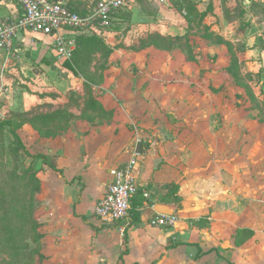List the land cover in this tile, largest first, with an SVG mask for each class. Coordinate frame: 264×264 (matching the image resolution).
<instances>
[{
    "label": "crops",
    "instance_id": "obj_1",
    "mask_svg": "<svg viewBox=\"0 0 264 264\" xmlns=\"http://www.w3.org/2000/svg\"><path fill=\"white\" fill-rule=\"evenodd\" d=\"M96 1L67 0L82 14ZM219 4L131 0L100 38L109 54L96 55L103 76L87 86L88 106L79 100L67 127L57 119L24 127L57 168L41 164L38 253L28 264H264V121L251 101L227 99L242 77L232 66L239 53L227 46L249 43V36L234 31L237 21ZM21 15L17 3L0 0V20ZM46 44L42 35L22 34L16 57L56 58ZM40 103L57 110L69 102ZM135 155L140 191L130 221L103 225L95 205L111 172ZM158 204L174 210V227L149 225Z\"/></svg>",
    "mask_w": 264,
    "mask_h": 264
},
{
    "label": "rangeland",
    "instance_id": "obj_2",
    "mask_svg": "<svg viewBox=\"0 0 264 264\" xmlns=\"http://www.w3.org/2000/svg\"><path fill=\"white\" fill-rule=\"evenodd\" d=\"M218 8H222V15L237 21L235 32L249 36V43H243L242 41L227 46L232 50L237 49L239 58H232V66L235 64L234 68L239 69V72L236 73L242 75L238 80V90L235 88L238 93H235V90L227 91V93L229 92L227 99L239 103L244 102V100L251 101L254 113L258 114L261 121H264V0H220ZM193 15L196 20L200 18L205 20L204 16L198 13H193ZM213 26L212 24L211 27H208V25L204 27L210 30ZM247 50L251 52L246 56L245 52ZM29 57H31V60H29ZM38 60L37 54L31 56L30 53L25 62L21 63L16 56L0 51V122L14 124L17 133L21 134L19 136L22 141L28 146L27 148L25 145L26 148L32 150H29L30 155H28L20 147L10 125L0 127V188L10 198H22L25 195L22 189V195L12 191L13 183L19 185V182L10 177L11 173L23 174L29 181L33 174L37 176L38 186L35 189L32 186V192L28 191V193H31V196L29 193V198L32 201L31 209L36 227H38L36 214L42 207V198L45 195L44 185L38 178L42 165L35 157L39 154L37 149L29 143V136L27 133H23V129L26 126H34L36 120L49 124L57 119L61 120L63 123L61 125L69 126L72 116L75 115L76 108H74V105L78 104L79 100H85L84 104L88 106L90 100H93L91 89L87 88L90 85L86 79V76L92 77V74L95 73V71H92V64L96 63L95 80L100 82L103 76L102 66L98 64L96 56L93 57L89 66L83 63L85 59H81L85 68L84 73L78 76L64 67L63 61L61 62L57 58L52 57L50 61L42 63L41 61L38 63ZM247 63L249 69L241 73L240 68H247ZM237 65L238 68H236ZM230 83H232L231 77L230 79H224L221 84L224 88L225 86L229 88ZM40 100H67L69 103H58L59 108L55 110L54 105L42 104ZM52 127L53 130H50V132L55 130L54 125ZM50 132L47 131L46 133L49 134ZM26 196L28 197L27 194ZM37 236V233L35 235L33 233V236L28 237L29 256L23 264L32 262L38 253Z\"/></svg>",
    "mask_w": 264,
    "mask_h": 264
},
{
    "label": "built area",
    "instance_id": "obj_3",
    "mask_svg": "<svg viewBox=\"0 0 264 264\" xmlns=\"http://www.w3.org/2000/svg\"><path fill=\"white\" fill-rule=\"evenodd\" d=\"M22 11L19 18L0 20V51L20 56L18 40L22 34L42 35L46 40L44 48L59 61L72 58L79 36L103 38L113 28L120 12L130 8L131 0H97L82 14L74 11L67 0H10ZM50 40V41H48ZM137 166L135 157L124 166L111 172L112 182L104 197L94 208L98 220L106 226L128 224L131 218L132 202L139 193L134 175ZM146 201L150 194L144 193ZM154 210V206H151ZM177 223L176 217L155 212L149 221L152 228H171Z\"/></svg>",
    "mask_w": 264,
    "mask_h": 264
},
{
    "label": "trees",
    "instance_id": "obj_4",
    "mask_svg": "<svg viewBox=\"0 0 264 264\" xmlns=\"http://www.w3.org/2000/svg\"><path fill=\"white\" fill-rule=\"evenodd\" d=\"M97 54H101L103 57L109 54V49L105 46L103 41L97 36H79L77 48L72 58L65 61L63 65L68 70H71L74 75H82L85 68L83 63L89 66L93 57ZM81 59H85V62L82 63ZM96 73L97 70L92 74V77L86 76L88 84L97 83L95 80ZM42 123L41 120H36L34 122V127L38 129L39 125ZM4 125L11 126L12 133L18 140L20 147L30 155L29 150L18 135L15 125L7 122H0V127ZM35 157L43 166H47L52 170L57 169L51 157L42 154H38ZM25 174H27V172H25ZM34 175L35 174L30 177V182L23 174H18L17 172L11 173L10 177H13L14 181H18L20 187L23 186L20 188L19 185L13 183L12 191L19 195H22L24 192L25 195L22 198H10L7 193L0 188V264H23L29 256L30 246L28 244V239L33 236V233L34 235L37 233L35 218L31 209L32 201L29 198L31 196L30 192H32V186H34V189L38 186L37 176ZM28 191H30V196ZM30 224L32 225L30 226Z\"/></svg>",
    "mask_w": 264,
    "mask_h": 264
},
{
    "label": "water",
    "instance_id": "obj_5",
    "mask_svg": "<svg viewBox=\"0 0 264 264\" xmlns=\"http://www.w3.org/2000/svg\"><path fill=\"white\" fill-rule=\"evenodd\" d=\"M155 212L163 214V215H169L173 216L174 215V210L166 205L158 204L154 208Z\"/></svg>",
    "mask_w": 264,
    "mask_h": 264
}]
</instances>
